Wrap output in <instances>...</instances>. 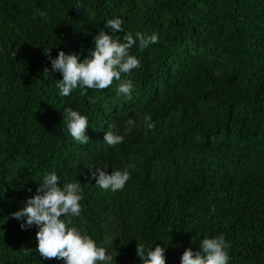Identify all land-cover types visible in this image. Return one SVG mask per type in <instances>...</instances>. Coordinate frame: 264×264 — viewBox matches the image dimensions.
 <instances>
[{
    "label": "trees",
    "instance_id": "1",
    "mask_svg": "<svg viewBox=\"0 0 264 264\" xmlns=\"http://www.w3.org/2000/svg\"><path fill=\"white\" fill-rule=\"evenodd\" d=\"M75 3L0 0V264H63L40 257L35 227L11 217L49 172L80 181L82 226L98 241L117 237L115 264H140L137 241L156 240L166 264H180L185 248L219 233L229 264H264V0ZM116 16L125 32L159 34L131 50L141 61L126 77L131 97L116 94V81L60 97L44 52L83 59ZM65 107L88 116V144L68 134ZM128 115L136 125L124 142L103 144L109 123ZM89 164L134 167L111 192L95 186Z\"/></svg>",
    "mask_w": 264,
    "mask_h": 264
},
{
    "label": "clouds",
    "instance_id": "2",
    "mask_svg": "<svg viewBox=\"0 0 264 264\" xmlns=\"http://www.w3.org/2000/svg\"><path fill=\"white\" fill-rule=\"evenodd\" d=\"M81 0H76L75 8L81 9ZM43 16L44 13L40 12ZM124 20L118 16L107 19L104 28L93 36V47L87 51L83 59L77 52L58 51L53 57L49 49L45 53L52 72H59L61 79L56 80V88L60 97H68L79 88L81 95L86 90H103L109 88L114 81L118 82L116 94L130 98L133 81L128 79L133 70L141 67L140 59L132 54L159 43L157 32L141 33L125 32ZM118 32L123 33L117 35ZM52 48V47H51ZM48 73L49 69L44 70ZM123 74V76H122ZM63 123L70 137L80 145H86L89 138L86 129L89 118L72 107H65L62 112ZM146 119L150 120L148 116ZM135 119L128 115L122 124L109 123L103 136V144L116 146L122 144L125 136L135 127ZM151 126V125H150ZM130 167L112 170L109 174L107 166L89 164V170L95 186L104 191L117 192L125 188L131 178ZM28 192H32L29 188ZM83 188L77 179H64L56 172L45 174L37 183L35 192L26 196L19 210L11 213V217L20 222L21 230L35 227V252L43 259L62 260L63 264H115L117 255L113 241L117 238L106 232L101 240L93 238L84 228L86 223L82 216ZM137 241V238L133 236ZM157 241V240H156ZM138 242L136 256L140 264H166V248L156 244ZM191 243H197L193 238ZM153 245H155L153 247ZM231 243L224 233L215 236L205 235L198 241V248H185L180 256V264H229ZM32 249L25 250V255ZM115 253V254H114ZM41 264V261H40Z\"/></svg>",
    "mask_w": 264,
    "mask_h": 264
}]
</instances>
